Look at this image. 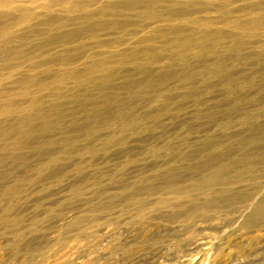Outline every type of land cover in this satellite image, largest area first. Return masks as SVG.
<instances>
[{
  "label": "rangeland",
  "instance_id": "374dc122",
  "mask_svg": "<svg viewBox=\"0 0 264 264\" xmlns=\"http://www.w3.org/2000/svg\"><path fill=\"white\" fill-rule=\"evenodd\" d=\"M262 148L264 0H0V264H264Z\"/></svg>",
  "mask_w": 264,
  "mask_h": 264
},
{
  "label": "bare ground",
  "instance_id": "6f19581e",
  "mask_svg": "<svg viewBox=\"0 0 264 264\" xmlns=\"http://www.w3.org/2000/svg\"><path fill=\"white\" fill-rule=\"evenodd\" d=\"M252 149H255V148H252ZM260 149H261V146H260ZM263 149V151H264V148H262ZM251 150V149H250ZM249 151V150H248ZM248 151L246 152V153H248ZM252 151H254V150H252ZM252 151H251V153H252ZM242 154H244V153H242ZM242 154H241V157H242ZM248 155V154H247ZM247 155H243L244 156V158H245V162H246V165L249 167V169H251L252 171H253V166H255V164H256V161L258 160V158H259V154H250V156H247ZM240 157V156H239ZM238 164V163H237ZM245 164V163H244ZM223 165H225V164H223ZM245 165V166H246ZM231 166V165H230ZM244 166V168H246V169H248L247 167H245ZM229 167V166H228ZM235 166H233V168L232 169H235L234 168ZM256 167V166H255ZM222 169L224 168V167H221ZM226 169H228L227 167H225ZM237 168V167H236ZM239 168L240 169H242L241 168V166H239ZM238 168V169H239ZM220 169V168H219ZM221 169V171L220 172H223V171H225L224 169L222 170ZM234 171H237L236 169L234 170ZM242 171H244V169L243 170H241V172ZM251 171V172H252ZM217 172H219V171H217L216 170V173ZM228 172V171H227ZM226 172V173H227ZM229 172H231V169L229 170ZM239 172V171H238ZM240 172V173H241ZM255 172V171H254ZM249 173H250V171H249ZM263 173V171H261V174ZM218 174H220V173H217V175ZM243 174H245V173H243ZM251 175L253 174V173H250ZM260 174V175H261ZM221 175V174H220ZM224 175V174H223ZM241 175V174H240ZM248 175V174H247ZM257 175V176H256ZM256 175H252V176H256V177H260V176H258V173L256 174ZM244 176V175H243ZM240 176V177H242V178H244V177H247V176ZM249 176V175H248ZM174 178V177H173ZM237 178V177H236ZM250 178V177H249ZM252 179V178H251ZM250 179V180H251ZM254 179H255V177H254ZM249 180V179H248ZM239 187H241L240 185H239ZM236 189V188H235ZM238 189H240V188H238ZM232 190H234L233 188H232ZM259 190V188H255L254 190H252V191H246V192H242V191H239V192H237L236 190H234V192L236 191L237 193H234V194H232L229 198H228V201L230 200V201H235V202H237V201H243V202H248V201H251V200H253V197H254V195H253V193H255L256 191H258ZM229 196V195H228ZM225 200H227V199H225ZM225 202V201H224ZM225 203H227V202H225ZM239 203V202H238ZM253 209L251 210V212H250V214L247 216V218L245 219V222H244V225L245 226H247V227H252V226H254V225H258V224H262V223H264V196H261L258 200H257V202L255 203V204H253Z\"/></svg>",
  "mask_w": 264,
  "mask_h": 264
}]
</instances>
